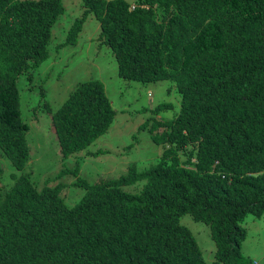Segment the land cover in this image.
<instances>
[{"label": "trees", "instance_id": "16d2710c", "mask_svg": "<svg viewBox=\"0 0 264 264\" xmlns=\"http://www.w3.org/2000/svg\"><path fill=\"white\" fill-rule=\"evenodd\" d=\"M83 13L60 44H76L97 19L123 80L168 79L180 94L170 120L146 121L160 159L87 183L68 206L64 184L41 188L21 172L0 195V264H251L242 253L248 213L264 215V0H81ZM62 0H0V153L18 171L30 160L18 78L48 55ZM42 94L43 91H41ZM50 110L49 102H43ZM163 107L157 105L153 111ZM100 79L77 83L50 121L66 160L113 123ZM73 171H77L74 168ZM0 167V192L2 190ZM144 180L135 193L124 187ZM188 213L215 245L206 262Z\"/></svg>", "mask_w": 264, "mask_h": 264}, {"label": "rangeland", "instance_id": "374dc122", "mask_svg": "<svg viewBox=\"0 0 264 264\" xmlns=\"http://www.w3.org/2000/svg\"><path fill=\"white\" fill-rule=\"evenodd\" d=\"M134 1V0H128ZM64 13L52 26L49 55L33 71L31 79L20 76L17 81L20 93L21 117L28 123L26 138L30 160L22 171L16 170L0 153L1 177L4 193L14 184L21 172L29 173L39 188L46 177L54 178L50 185L64 184L61 196L68 206H73L84 189L75 186L78 179L87 183L117 178L129 165L135 164L144 170L156 163L161 156L162 145L152 141L148 128H142L153 119L170 120L180 109V94L171 80L154 82L128 81L117 74V62L111 50L98 42L99 26L93 16H86L76 44L60 45L70 25L83 13L81 0H62ZM87 79H100L105 92L115 109V118L110 128L84 150L62 160L56 136L50 121V111L56 110L77 83ZM43 91L44 94L41 93ZM49 102L50 110L43 102ZM162 104L157 112L153 109ZM77 168V171H73ZM144 180L124 187L127 192H138ZM181 223L190 228L206 262L214 259L215 245L205 222L195 221L190 214L181 217ZM241 225L246 231L241 250L251 264H264V215L255 217L248 213Z\"/></svg>", "mask_w": 264, "mask_h": 264}]
</instances>
